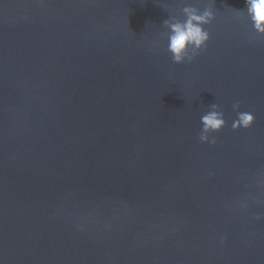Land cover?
I'll use <instances>...</instances> for the list:
<instances>
[{"label": "water", "instance_id": "95a60500", "mask_svg": "<svg viewBox=\"0 0 264 264\" xmlns=\"http://www.w3.org/2000/svg\"><path fill=\"white\" fill-rule=\"evenodd\" d=\"M185 4L215 17L176 64L162 24ZM244 9L0 0V264H264V36ZM212 103L226 125L201 143Z\"/></svg>", "mask_w": 264, "mask_h": 264}, {"label": "clouds", "instance_id": "9594fccd", "mask_svg": "<svg viewBox=\"0 0 264 264\" xmlns=\"http://www.w3.org/2000/svg\"><path fill=\"white\" fill-rule=\"evenodd\" d=\"M183 19L177 16H169L163 21L161 33L167 39V51L171 54L173 63L191 62L199 52L206 47L209 40V31L205 27L209 25L215 17V12L211 5L197 7L193 4H185L180 9ZM234 15H246L251 23L253 31L260 36H264V0H245L244 10H234ZM239 103L232 105L236 113L235 119L231 123L233 130L238 128H249L254 115L250 111H240ZM199 141L201 143L215 144L216 138L212 133L219 132L225 125L224 112L220 110L217 103L208 106V110L200 116ZM241 207H247L246 203H241ZM223 239H221V243Z\"/></svg>", "mask_w": 264, "mask_h": 264}]
</instances>
